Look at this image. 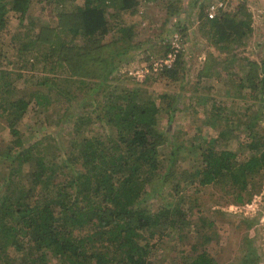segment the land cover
<instances>
[{
	"label": "trees",
	"instance_id": "obj_1",
	"mask_svg": "<svg viewBox=\"0 0 264 264\" xmlns=\"http://www.w3.org/2000/svg\"><path fill=\"white\" fill-rule=\"evenodd\" d=\"M45 1L48 5L64 2ZM105 1L86 0L84 7L78 5L73 11L55 12L54 19H58L59 25L42 21L33 41L41 44V34L46 32L54 36L51 40H60L62 32L73 34L65 52V64L71 73L82 79L106 84L104 113L99 118L115 128L117 136L103 138L98 135L79 140L78 147H81L74 153L82 160L81 171H66L52 159L47 160L43 155L35 157L31 147L23 149L15 158L11 157L18 160L19 166L34 160L35 169L30 174L31 178L24 179L20 185L11 177L0 181V264H11L9 247L17 251L25 249V237H30L28 246L31 252L26 253L27 258L21 264H48L49 255L59 257L64 264H158L150 260L156 253L155 248L159 247L153 241L157 234L167 230L175 233L182 245H191L189 251L182 255L183 264H215L216 256L205 245L212 240L210 236L198 239L197 243L191 242L193 231L198 236L202 228L207 223L213 225V221L204 216L194 224L190 211L200 210V201L194 195L209 187L221 190L224 195L229 194V200L220 196L218 205L214 203V206L222 202L224 208L229 206L233 209L252 206L255 196L261 192L258 187L264 177V123L260 120L264 113V64L249 61L250 70L246 78L239 73L231 75L229 95L252 101L251 105H245L242 120L231 119L229 130L224 125L217 138L203 144L197 136L195 140H178L171 150L173 159L171 157L170 161H173L169 162L172 166H165L166 171L160 172L163 165L160 154L164 156L161 148L174 141L168 132L163 131L158 115L166 108L161 101H166L172 109L174 99H169L167 94L158 95L154 100L142 95L144 87L139 85H146L148 80L156 79V75H150L141 83L125 75L111 77L118 71V66L130 58L121 55L118 42H115L118 40L107 41L111 23L105 15ZM117 1L114 5L119 6L116 9L119 16L120 9L136 10L137 2H134L137 0ZM11 2L10 7L8 0H0V28L7 26L11 10L20 12L22 22L32 6V0ZM34 26L31 21L30 28ZM252 26V14L242 4L238 9L218 12L204 32L217 48L231 53L234 49L246 47L254 31ZM121 27L128 35L131 28ZM26 37H29L28 33ZM78 38L80 42H77ZM127 45L129 47L130 43ZM167 47L164 55L169 51V45ZM56 53L54 48L51 53L35 55L30 65L34 67L41 63L44 71L54 73L59 61ZM187 57V52L181 54L175 66L158 74V78L165 80L169 77L171 84H177L180 78L184 80L188 75V68L183 66ZM6 58L2 63L8 61ZM59 62L63 66V61ZM207 66L199 73L200 77L210 72L209 64ZM180 68H183L184 75ZM11 75L7 69L0 70V99H3L0 106L7 113L4 116L10 133L18 135L17 122L29 111L49 105L50 96L39 93H33L31 97L20 95L10 81ZM22 75L17 74L18 78ZM50 79L53 81L55 77ZM115 81L119 83L114 84ZM86 88V91L94 90ZM175 112L174 108L169 113L170 119H174ZM234 112L240 114L242 111L240 108L232 109ZM223 116V108L214 103L208 123L218 128L222 125ZM86 121L83 126H88L93 119L88 117ZM242 128L246 135H238ZM236 136L240 138L239 146L249 151L243 161L237 149L219 145L224 139H236ZM19 144L24 146L21 139ZM13 148L11 146L8 151H13ZM179 160L182 164L188 162L189 166L183 168ZM68 162L63 164L68 165ZM159 180L164 181L158 183ZM189 187H193L192 192ZM149 197L163 200L157 211H152L147 205ZM188 201L193 205L188 207ZM216 211L218 217L224 216L221 206ZM240 221V225L246 224L247 219ZM176 260L177 255L171 264H179ZM245 262L256 264L254 258L245 259Z\"/></svg>",
	"mask_w": 264,
	"mask_h": 264
},
{
	"label": "rangeland",
	"instance_id": "obj_2",
	"mask_svg": "<svg viewBox=\"0 0 264 264\" xmlns=\"http://www.w3.org/2000/svg\"><path fill=\"white\" fill-rule=\"evenodd\" d=\"M172 1L175 4L167 5L165 15L162 16L161 20H158L159 22L152 17V22H155V24L152 23L148 25L149 27H144L138 33H142L143 38L147 40L160 38L164 35L166 46L173 33H181L187 41L186 52L189 48L193 49V47L196 52L191 61L186 62V66L183 65L189 69L188 75L184 80L180 78L177 84L173 85L170 84L169 77L161 80L156 75V79L148 80L146 85H139V87H144V91L141 92L142 95L144 94L153 100L158 95L168 94L170 89H176L177 93L180 94L182 91L187 90L189 94L192 93L199 96L194 109L196 115L190 111V113L186 114L188 120L184 122L182 120L178 128L175 127V124L168 127L167 122L162 127L166 131L168 129L174 137L177 134L180 136L188 134L187 139L195 140L197 136V140L203 144L205 141L217 138L224 125L225 129L229 130L231 119L233 121L235 119L236 121L242 120L245 105H251L252 103L251 100L244 98L239 100L238 97L233 98L232 95H229L230 78L234 73H239L240 76L246 78L250 70L249 61H255L259 65L261 63L264 64V0H170V2ZM79 3H81V0H76L73 3L64 0L62 5L57 1L55 4L48 5L45 0H32L31 9L24 21H20V12L11 10L7 26L0 28V70L7 69V71L12 73L11 77L13 79L10 77V81L14 83L20 95L31 97V94L39 93L40 95L50 96L49 105L43 108L38 107L37 111H29L17 122L18 135L10 133L4 116L7 113H4L2 105L0 106V115L2 116L0 117V181L2 182L11 177L14 183L20 185L24 179L31 178L30 174L35 169L34 160L31 163L19 166L18 160L13 159L23 149L31 147L32 155L35 157L43 155L47 160L52 159L54 163L60 164L63 170L81 171L82 160L74 153V150L81 147H78L79 140L84 137L98 135L103 138L107 137V135L117 136L115 128L106 123V120L99 118L104 113L102 107L106 100V84H101V81L93 82V80L82 79L79 75L71 73L65 64V52L69 48L68 43L73 34L68 31L62 32L59 34L60 40H51L54 36L52 33L46 32L41 34L43 44L34 43L36 40L33 41L36 37V32L41 29L39 25H41L42 21L51 22L52 25L58 23L59 25L58 19H54L55 12L70 11L73 7H75L73 9L75 10ZM212 3L217 5L216 13L213 16L209 15V8ZM8 4L11 7V0H8ZM242 4H245L247 11L252 14L253 34L247 41L246 47H239L231 53L221 51L212 41L208 40L210 37L204 31H207V27L211 25V21L214 20L218 12L225 9H238ZM147 10L148 8L145 7L143 9L144 13ZM169 13L170 16L168 18L177 17L175 21L173 19L165 21L166 15ZM31 21L33 25L35 24L33 29L30 28ZM26 33L29 34V37H26ZM196 38L198 40L201 39L202 43L198 44L195 40ZM108 39L111 40L110 38ZM78 40L80 42L79 38L77 42ZM199 45L203 47H197ZM15 47H17V51ZM54 48L57 51L55 56L59 61H63V66L58 61V65L53 71L54 73L44 71L41 63H37L34 67L30 65L35 55H42L46 52L51 53ZM201 53L205 55V60H200L199 56ZM232 54L234 55L233 58H231ZM6 57L9 58L8 61L2 63L3 60L7 59ZM152 57H159V55ZM152 57L145 54L140 56L139 59L133 58L126 63L124 61L118 66V71L116 70L111 74V77L128 76V71L135 64L148 63L152 60ZM27 62L28 64L23 66ZM208 64L210 72L200 77L199 73ZM77 71H79V67ZM180 71L184 75L183 68ZM19 73L23 75L18 78L17 74ZM50 77H55V79L52 81ZM96 83L99 84L96 85ZM117 83L119 82H114V84ZM114 84L112 83V85ZM1 85L4 87L2 83ZM86 87L94 88V90L86 91ZM227 96H231V98ZM262 96L264 101V94ZM138 100H140V97H138ZM2 101L3 99H0L1 104ZM214 103L218 107H222L224 112L222 125L218 128L211 127L205 123L208 121L207 117ZM107 107L108 105H106V109ZM237 108H240L242 112L240 114H237L238 112L232 113V109L236 111ZM255 108L257 106H254ZM96 113L99 115L97 116ZM88 117L92 118L93 121H90L91 123L89 122L88 126H83L86 124ZM260 120L264 123V113ZM201 123L203 124L202 127H200ZM245 132L242 128L239 130L238 135H246ZM229 137L227 140L224 139L223 143L220 142L219 145L237 149L240 153V160H245L249 155L247 148L239 146L240 138L238 139L237 136L236 139ZM20 139L23 141L24 146L19 144ZM11 146L14 148L13 151L9 152L8 150ZM173 148L170 143H167L165 148H161L164 156L162 157L160 154V157L164 166L161 162L162 168H160V172H164L167 169L166 167L172 166L170 162L173 160L170 161V159ZM64 161H69L68 165L63 164ZM179 163L182 164V161L179 160ZM188 166V162L182 164L183 168ZM59 173H62V170L59 169ZM260 180H262L260 182L261 187L259 184L258 189L261 192L255 196V200L250 207L233 209L228 206L224 208L222 202L219 206H214V203L218 205L220 196H223L225 200H229V194L224 195L221 190L219 191L215 187L203 189L199 194L194 195L200 201V210L197 208L192 209L190 211V213L192 212L190 219L195 224L198 218L200 220V217L207 216L205 219H208V221L212 220L213 225L207 223L202 228V234L200 233L198 236L193 231L191 242L197 243L198 239L200 241L206 236H210L212 240L209 243H205V245L208 246L211 254L216 256L217 263L215 264H245V259L248 258H254L256 264H264V177ZM163 181L159 180L158 183ZM189 189L192 192L193 187H189ZM162 203L163 200L159 197H149L147 201V205H150L152 211H157L158 205ZM187 205L190 207L193 204L188 201ZM220 206L223 209L224 216L218 217L216 208ZM244 218L247 219L246 224L240 225V219ZM155 242L158 243L159 247L155 248L156 253L151 255L150 260L157 261L158 264H171L175 255H177L176 261L179 264H183L181 262L182 257L187 253V250L189 251L191 246L190 244L182 245L180 239L178 240L175 233H170V230L157 234L153 243ZM23 243L25 249L22 251L9 247L8 253L12 258L11 264H21L27 258L26 253L29 254L31 252L28 246L30 237H25ZM47 258L48 264H64V261L57 256L49 255Z\"/></svg>",
	"mask_w": 264,
	"mask_h": 264
},
{
	"label": "crops",
	"instance_id": "obj_3",
	"mask_svg": "<svg viewBox=\"0 0 264 264\" xmlns=\"http://www.w3.org/2000/svg\"><path fill=\"white\" fill-rule=\"evenodd\" d=\"M68 2H75L76 0H67ZM85 1L86 0H81V3H79V5L81 6H85ZM117 0H106V8L107 10H105V15L108 16L109 21L111 23L110 25V34L108 35V38L115 39L118 41L117 46L119 49V51H121V55L122 56H127L130 59L133 58H137L139 59L140 56H144L145 54L150 55V57L152 56H161L164 55V53L167 51V46H166V38L164 37V35L160 38H155L153 40H147L143 38L142 33H138L141 29H143L144 27H147L148 25H151L152 23L155 24V22H152L153 18L154 20L158 21L161 20L162 16L165 15V9L167 8V5H170L171 3L175 4L174 1L170 2V0H137L133 2L136 4V10L130 12V11H126V10H121L120 9V13L121 15L119 16V14L116 12V9L119 7L117 5V7L114 5V3ZM119 1V0H118ZM117 1V2H118ZM63 4V3H62ZM61 4V5H62ZM75 6V5H74ZM135 6V5H134ZM133 6V7H134ZM148 8L147 12L144 13L143 9L144 8ZM75 7H73L74 9ZM73 9H71L73 11ZM115 12H114V11ZM118 10V9H117ZM170 16V13L168 15H166V20L168 21V19H173L175 21V19L177 17H172V18H168ZM118 17V18H116ZM153 17V18H152ZM125 23H124V22ZM159 22V21H158ZM121 26H124L126 28H131V30H128L129 34H125L122 29ZM149 27V26H148ZM142 36V37H140ZM108 41H111L109 39H107ZM114 41V40H113ZM198 44L201 42L202 40L199 39ZM127 43H130V46L127 47ZM197 47H203L201 45L197 46ZM157 49L161 50L158 51ZM195 48L193 47V49L189 48L187 51V62L191 61V59L195 56L196 52L194 51ZM190 55V56H189ZM199 58H201L200 60H205L206 57L204 54H200ZM137 65V64H135ZM181 70V68H180ZM189 70V69H188ZM202 71V70H201ZM181 73V71H180ZM163 80V79H162ZM171 84V83H170ZM173 85V84H171ZM168 97L169 99H171L173 97V107L172 109H170V107L167 105L166 101H161V104L164 105V107H166L163 112H161L160 115H158V117L160 118V123L162 126L165 122H167L168 127L170 125H174L175 127L178 128L179 127V123L183 120L186 121L188 120V117L186 116V114L190 113V111H192V113L194 115H196L195 110H194V106H196L197 101L199 100V96L194 95V94H189L187 92V90H185L184 92L182 91V93H177L176 89H170V91L168 92ZM230 97L231 96H227ZM194 107V108H193ZM174 108L176 109V112L174 114V119H170V112L172 110H174ZM170 111V112H169ZM183 118V119H182ZM208 120V117H207ZM206 121V120H205ZM209 121V120H208ZM208 121H206L205 123L210 125L208 123ZM165 126V125H164ZM211 127H213L212 125H210ZM163 131H166L164 128H162ZM168 134L172 137H174L173 135H171V133L167 131ZM187 135L184 136H180L179 134H177L173 139V143H170V145L175 146L176 147V143H178L177 141H181L183 142L184 139H187Z\"/></svg>",
	"mask_w": 264,
	"mask_h": 264
},
{
	"label": "built area",
	"instance_id": "obj_4",
	"mask_svg": "<svg viewBox=\"0 0 264 264\" xmlns=\"http://www.w3.org/2000/svg\"><path fill=\"white\" fill-rule=\"evenodd\" d=\"M209 15L216 13L217 5L212 3ZM194 36H196L193 33ZM198 41V39H195ZM169 51L162 56L152 57V60L142 65H135L128 71V76L136 82H144L150 75H158L164 70L171 69L175 66L179 56L186 52L187 43L185 37L179 33H173L168 41ZM190 56V55H189Z\"/></svg>",
	"mask_w": 264,
	"mask_h": 264
}]
</instances>
